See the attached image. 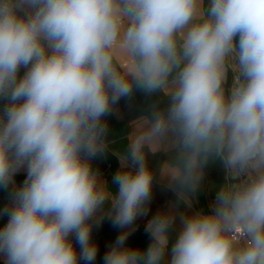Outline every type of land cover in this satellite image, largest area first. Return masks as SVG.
I'll list each match as a JSON object with an SVG mask.
<instances>
[{"label": "clouds", "instance_id": "1", "mask_svg": "<svg viewBox=\"0 0 264 264\" xmlns=\"http://www.w3.org/2000/svg\"><path fill=\"white\" fill-rule=\"evenodd\" d=\"M134 89L169 103L134 122L113 195L91 161L108 146L104 118ZM160 150L174 153L161 176L185 203L210 160L226 170L215 206L180 217L168 264H264V0H0L4 264H93L109 201L124 231L104 264H163L172 212L148 221L147 249L125 244Z\"/></svg>", "mask_w": 264, "mask_h": 264}, {"label": "crops", "instance_id": "2", "mask_svg": "<svg viewBox=\"0 0 264 264\" xmlns=\"http://www.w3.org/2000/svg\"><path fill=\"white\" fill-rule=\"evenodd\" d=\"M207 2V0H206ZM24 69H21L23 75ZM234 79V74L229 71L226 89L230 90ZM169 98L160 92L151 95L145 94L139 89L129 98H121L114 106L113 112L107 115L104 120L108 124V133L106 137L107 149L103 155L92 159L93 170L98 171L101 182H106L108 189L115 195L118 186L113 183V177L121 166L120 157L128 149L129 136L135 130V121L142 116H149L152 105L156 104L160 108H166ZM174 156L171 151L160 150L155 154H147L148 166L154 174L152 197L147 205V215L138 216L133 225L130 226V235L125 241L126 246L147 249L151 243L150 235L145 231L148 221L158 212H172L175 215V222L170 229L168 255L163 264H168L170 259V250L175 242L179 230L181 229V216L192 215L196 212L208 213L211 207L215 206V197L220 187L226 182V170L218 160H210L204 168V174L199 187L195 192L188 193V202L178 200L176 192L169 186V181L161 176L162 165L170 161ZM26 178V171L21 170L15 177V185H22ZM11 190V186L10 189ZM9 203L8 192L0 189V212ZM111 212V203L105 202L102 210L97 213L96 219L92 225L91 240L98 246V252L93 264H104L103 257L108 248L115 243L116 238L124 229L114 227L109 213ZM6 215H0V228L7 222ZM134 229V230H132ZM74 240V238H73ZM75 244V241H74ZM79 252V245H75ZM0 264L4 260L0 257ZM83 264V262H81Z\"/></svg>", "mask_w": 264, "mask_h": 264}]
</instances>
